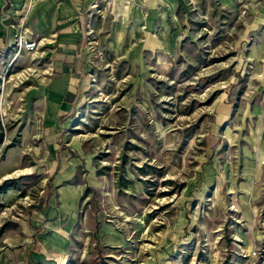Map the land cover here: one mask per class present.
Wrapping results in <instances>:
<instances>
[{
  "label": "rangeland",
  "instance_id": "1",
  "mask_svg": "<svg viewBox=\"0 0 264 264\" xmlns=\"http://www.w3.org/2000/svg\"><path fill=\"white\" fill-rule=\"evenodd\" d=\"M148 2L100 0L60 135L42 49L0 78V264H264V0ZM60 156L82 194L53 223Z\"/></svg>",
  "mask_w": 264,
  "mask_h": 264
},
{
  "label": "crops",
  "instance_id": "2",
  "mask_svg": "<svg viewBox=\"0 0 264 264\" xmlns=\"http://www.w3.org/2000/svg\"><path fill=\"white\" fill-rule=\"evenodd\" d=\"M17 1L0 0V61L4 62L7 57L16 33L26 31L32 39H43L42 67L45 71L40 80L46 85V94L40 99L39 108L41 129L49 139L70 127L86 91L85 73L89 67L82 54L90 37L86 34L84 18L94 0ZM151 3L149 0L148 4ZM24 63L30 64V60L22 55L15 64L22 67ZM54 164L55 171L50 175L57 194L54 205L58 200L60 204L53 212V223L59 220L56 219L59 213L63 217L73 213L82 194L81 184L74 182L78 163L60 156Z\"/></svg>",
  "mask_w": 264,
  "mask_h": 264
},
{
  "label": "built area",
  "instance_id": "3",
  "mask_svg": "<svg viewBox=\"0 0 264 264\" xmlns=\"http://www.w3.org/2000/svg\"><path fill=\"white\" fill-rule=\"evenodd\" d=\"M100 0H94L91 2L89 9L86 13V17L84 18V24L86 28V34L90 35L91 32H93L92 26H91V20L90 17L93 14L94 11L97 13L101 12L102 9H100ZM81 21H83V17L80 16ZM41 39H32L26 31L18 32L15 35V41L14 44L11 47V50L8 53V57H11V62L5 67L3 75L0 74V78L3 80L2 86H4L9 82H12L14 85L23 83L26 79L29 78L30 72L33 71V66L28 65L27 67H24L20 72H14L13 71V65L12 63L16 61L20 56L24 53H27V55H30L33 59L38 57V53L41 50Z\"/></svg>",
  "mask_w": 264,
  "mask_h": 264
},
{
  "label": "bare ground",
  "instance_id": "4",
  "mask_svg": "<svg viewBox=\"0 0 264 264\" xmlns=\"http://www.w3.org/2000/svg\"><path fill=\"white\" fill-rule=\"evenodd\" d=\"M170 1H172V3L175 5V3L173 2V0H170ZM130 6H132V5H130ZM122 7V6H121ZM128 10H129V6H125L124 7V13L123 14H126L127 12H128ZM146 27V26H145ZM44 43V42H43ZM23 173H26V172H24V170H21V171H19V174H23Z\"/></svg>",
  "mask_w": 264,
  "mask_h": 264
},
{
  "label": "trees",
  "instance_id": "5",
  "mask_svg": "<svg viewBox=\"0 0 264 264\" xmlns=\"http://www.w3.org/2000/svg\"><path fill=\"white\" fill-rule=\"evenodd\" d=\"M1 126V125H0ZM1 128V127H0ZM0 144L3 142V130L0 129ZM29 264H35L32 260L29 261Z\"/></svg>",
  "mask_w": 264,
  "mask_h": 264
}]
</instances>
